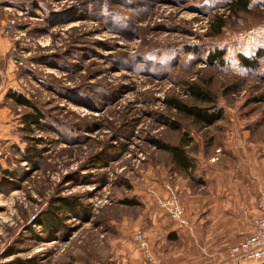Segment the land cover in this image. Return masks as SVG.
Instances as JSON below:
<instances>
[{"label":"rangeland","instance_id":"obj_1","mask_svg":"<svg viewBox=\"0 0 264 264\" xmlns=\"http://www.w3.org/2000/svg\"><path fill=\"white\" fill-rule=\"evenodd\" d=\"M226 1L0 0V264L234 263L264 194V57L238 58L264 50V0ZM173 97L223 116L203 125Z\"/></svg>","mask_w":264,"mask_h":264},{"label":"trees","instance_id":"obj_2","mask_svg":"<svg viewBox=\"0 0 264 264\" xmlns=\"http://www.w3.org/2000/svg\"><path fill=\"white\" fill-rule=\"evenodd\" d=\"M224 6L232 15H237L239 14L240 11L248 12L251 11L252 9L251 0H227ZM211 25L213 28V33H214L213 35L221 34L223 28L226 25V17H224L223 15L216 16L213 19ZM263 57H264V50L261 48H259L256 51V54L252 56H247L242 53L238 54L240 64L242 65V67H245L247 69L259 68L261 66V61ZM207 62L209 64H214L217 62L224 64V52L223 51L211 52L208 56ZM187 93H189L193 98H195L198 101L206 102L211 105H214L216 103L215 95L213 94L212 91H210L207 88L205 89L201 86L191 84L187 90ZM13 97L16 100V102L20 105L36 108L35 105H33L32 102L23 95L14 94ZM166 102L170 107L174 108L179 113H182L186 116H190L195 121L202 123L203 125L206 126L215 123L216 121L220 120L223 116V111L221 110V108L211 110L213 107H199L196 105H189L181 101L180 99L174 97L168 98ZM42 118L43 116L38 114V112L32 118L25 117L28 123L33 122L34 124L39 125V127L43 128L41 124ZM172 126L178 127L174 125ZM152 141L154 145L157 146L158 148L168 151L175 159V161L179 163L184 170L188 171L193 166L190 156L184 148L186 144L173 145L169 143H164L160 140H152Z\"/></svg>","mask_w":264,"mask_h":264},{"label":"built area","instance_id":"obj_3","mask_svg":"<svg viewBox=\"0 0 264 264\" xmlns=\"http://www.w3.org/2000/svg\"><path fill=\"white\" fill-rule=\"evenodd\" d=\"M176 210L177 213L175 214L181 218L176 216L186 224L187 220L182 215V209L176 206ZM258 211L259 215L252 223L254 231L249 236L234 244L230 249L229 259L235 264H260L264 262V194L259 198ZM139 235L140 246L146 250L147 242L141 234Z\"/></svg>","mask_w":264,"mask_h":264},{"label":"crops","instance_id":"obj_4","mask_svg":"<svg viewBox=\"0 0 264 264\" xmlns=\"http://www.w3.org/2000/svg\"><path fill=\"white\" fill-rule=\"evenodd\" d=\"M221 262H223V258H222V260L219 262V264L221 263ZM224 264V263H223ZM225 264H235V263H228V262H226Z\"/></svg>","mask_w":264,"mask_h":264}]
</instances>
